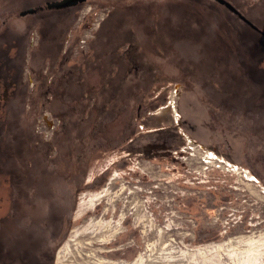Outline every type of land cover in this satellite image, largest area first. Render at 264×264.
<instances>
[{
    "label": "rangeland",
    "instance_id": "rangeland-1",
    "mask_svg": "<svg viewBox=\"0 0 264 264\" xmlns=\"http://www.w3.org/2000/svg\"><path fill=\"white\" fill-rule=\"evenodd\" d=\"M225 1L264 33V0ZM63 51L77 132L49 61L0 83V264H264V37L214 0H86Z\"/></svg>",
    "mask_w": 264,
    "mask_h": 264
},
{
    "label": "crops",
    "instance_id": "crops-1",
    "mask_svg": "<svg viewBox=\"0 0 264 264\" xmlns=\"http://www.w3.org/2000/svg\"><path fill=\"white\" fill-rule=\"evenodd\" d=\"M51 1L0 0V60L5 55L9 59L20 62V66L22 67L26 54L30 52L32 57L31 69L39 76L42 74L41 69L44 62L49 61L50 70L52 71V69L56 68L60 72L59 83L61 87L59 93L61 98L63 97L62 101L66 98L69 100L68 102L66 101V105L61 103L52 105V109L62 119L63 125L61 131L77 132L78 123L76 121V114L82 111L84 107L81 105L77 91L78 87L75 85H78L79 81L83 83L82 78L84 76L76 69L62 67V64L67 60V56H65L63 51V41L74 23L76 11H74L71 20L64 26L62 25V27L63 18L70 14L64 12H68L69 10L56 11L43 9L46 3ZM29 10H34V13L22 15V13ZM33 35L38 37L37 44L30 49V38ZM100 40L97 39L95 43H92V50L96 54V57L101 59V62L107 67L110 58L109 49L107 48L112 46V42L109 38ZM10 53H14V55L10 56ZM86 66L88 67L89 65ZM130 67L137 69L135 65H131ZM102 68L104 66H101ZM54 76L55 74H52L51 78L53 79ZM65 140L66 137L62 135L58 139V142L62 145Z\"/></svg>",
    "mask_w": 264,
    "mask_h": 264
},
{
    "label": "flooded vegetation",
    "instance_id": "flooded-vegetation-1",
    "mask_svg": "<svg viewBox=\"0 0 264 264\" xmlns=\"http://www.w3.org/2000/svg\"><path fill=\"white\" fill-rule=\"evenodd\" d=\"M81 5H83V4H78L77 6L63 8V9H48L46 7V5H45V7L43 9H46V10H71V9H73V10L77 11V8H79ZM20 70H21L20 62H18V61L16 62L13 59H9V58L5 57V55H4V58L2 60H0V83H2V86H3L2 95L5 98H6V95L8 93V89L9 88L15 87V90H16V88L19 87V84H21L20 83V74H21ZM37 216H42L43 217V216H47V214L46 213H42L40 215L37 214ZM39 231H40L39 229H36V230L33 229V232L32 231H27L26 232V237H27L28 240H26V242L27 241L34 242L35 238L33 236H37L38 239H39V237L41 235V233ZM41 232H43V231H41ZM42 239L43 238L41 237V241H42ZM18 246L19 245L17 244V242L14 241V243L12 245V247H14V248L11 249L13 254L10 255L9 258L18 260L20 262L23 259L28 258L29 255H19L18 254ZM29 263L26 262V263H23V264H29Z\"/></svg>",
    "mask_w": 264,
    "mask_h": 264
},
{
    "label": "water",
    "instance_id": "water-1",
    "mask_svg": "<svg viewBox=\"0 0 264 264\" xmlns=\"http://www.w3.org/2000/svg\"><path fill=\"white\" fill-rule=\"evenodd\" d=\"M218 4L224 6L229 12L236 15L243 23H245L249 28H251L253 31L259 33L264 37V33L261 32L255 25H253L246 17H244L237 9H235L229 2L225 0H214ZM86 0H61L54 3H47L46 7L48 9H63L68 7L77 6L78 4L85 3ZM34 13L33 10H29L27 12L22 13V15L26 14H32Z\"/></svg>",
    "mask_w": 264,
    "mask_h": 264
},
{
    "label": "bare ground",
    "instance_id": "bare-ground-1",
    "mask_svg": "<svg viewBox=\"0 0 264 264\" xmlns=\"http://www.w3.org/2000/svg\"><path fill=\"white\" fill-rule=\"evenodd\" d=\"M247 176H249L248 173H246ZM250 177V176H249ZM105 196V194H97L96 197L94 199H91L89 202V204L87 206H91L93 204V202H95L96 200H100L101 198H103ZM59 208V207H58ZM103 219L98 220L97 222L95 220H91V222L87 225L86 227V231L88 233V245H90L91 243H93V241L96 239L95 237L101 234V237L104 239L105 235H103L101 232L104 231V229L107 227V225H105L102 221ZM108 239L110 238L109 236L107 237ZM101 239V240H103ZM252 239L249 238L248 242H251Z\"/></svg>",
    "mask_w": 264,
    "mask_h": 264
},
{
    "label": "built area",
    "instance_id": "built-area-1",
    "mask_svg": "<svg viewBox=\"0 0 264 264\" xmlns=\"http://www.w3.org/2000/svg\"><path fill=\"white\" fill-rule=\"evenodd\" d=\"M96 28V27H95ZM94 28V29H95ZM96 30V29H95ZM44 117H43V119H44V124H43V127L42 128H44L43 130L44 131H48V129L49 130H53L54 129V127H55V125H56V123H57V119H54V118H52V116H47V115H43ZM44 131H42V132H44ZM41 133V132H40Z\"/></svg>",
    "mask_w": 264,
    "mask_h": 264
}]
</instances>
